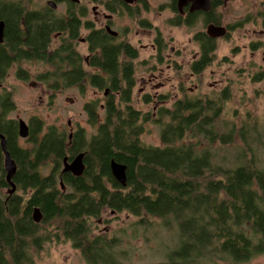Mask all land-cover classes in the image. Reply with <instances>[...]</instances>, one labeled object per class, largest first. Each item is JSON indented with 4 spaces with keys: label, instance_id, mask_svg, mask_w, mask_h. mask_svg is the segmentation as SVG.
Listing matches in <instances>:
<instances>
[{
    "label": "trees",
    "instance_id": "obj_1",
    "mask_svg": "<svg viewBox=\"0 0 264 264\" xmlns=\"http://www.w3.org/2000/svg\"><path fill=\"white\" fill-rule=\"evenodd\" d=\"M68 13L63 20L49 11H30L21 0H0V83L12 64L35 60L51 67L36 79L52 90L83 87L86 81L104 92V104L93 101L84 106L94 128L90 136L82 129L66 135L31 117L24 140L27 146L22 147L18 122L7 118L15 110L12 93L2 88L0 135L16 164L13 183L17 189L0 195V264H34L35 255L47 243L60 240L80 250L88 264H122L114 251L116 239L90 236L92 221L104 211L125 212L140 220L158 218L165 227L178 228L179 246L169 254L168 264H191L213 253L240 263L264 254V161L257 162L252 145L258 141L257 119L249 113L240 123L221 119L232 95L229 86L198 96L181 84L179 97L170 106L164 105L168 94H158L156 99L144 95V104L160 107L144 113L136 110L131 106L136 51L84 21V28L90 30L84 37L89 63L97 69L87 73L75 51L83 21L73 17L74 8ZM201 15L204 24L215 19L213 13ZM201 15L195 12L168 23L192 27ZM63 30L69 37L48 52L50 35ZM193 41L199 55L189 69L199 76L216 59V40L200 31ZM16 75L28 80L20 68ZM251 80L264 81V72H256ZM148 122L159 126L160 146L141 142ZM237 143L243 148L233 161L215 162L217 150ZM78 153L84 154L83 173L78 177L61 174L62 160ZM48 161L52 168L42 175L40 167ZM111 161L126 167L125 186L113 178ZM7 187L0 144V188ZM36 208L42 214L39 223L33 220Z\"/></svg>",
    "mask_w": 264,
    "mask_h": 264
},
{
    "label": "rangeland",
    "instance_id": "obj_2",
    "mask_svg": "<svg viewBox=\"0 0 264 264\" xmlns=\"http://www.w3.org/2000/svg\"><path fill=\"white\" fill-rule=\"evenodd\" d=\"M160 1L150 0V4L156 8ZM257 2V0L227 1L220 26L228 27L229 33L226 37L216 39V59L199 76L191 75L189 67L190 62L199 55L198 45L191 40V37L193 33L205 30L202 23H197L193 28L170 27L165 23L166 17L170 15L168 12L158 16L154 12L156 10H152L148 19L159 27L166 45L161 61H156L155 54L150 49L154 38L153 32L141 30L136 37L133 34L129 35L133 45L144 46L142 50L139 49L138 61L134 63L135 86L132 91L131 106L142 113L156 110L160 104H144L142 100L143 94L153 95L155 92L168 94L170 99L164 105L170 106L171 102L179 97L177 89L179 84H182L188 92L196 93L198 96L209 95L213 91L229 86L232 95L225 105L221 119L240 123L247 119V113L251 118L257 119L258 141L256 140L252 145L257 162L262 164L264 81L251 80L256 72H264V8L259 12L260 7ZM43 3L44 0H39L35 5L37 8H42ZM62 9L63 7L59 6L57 11L61 12ZM88 19L94 20V18ZM97 19L100 23L104 21V18ZM126 23H128L127 19L119 22L121 26ZM121 28L124 27L115 29L121 30ZM85 36L86 32L81 31L80 37ZM75 50L83 57L88 53L85 44L77 43ZM22 67L30 75V79L27 82L16 80L15 70L12 69L7 75L4 86L12 93L16 106V109L9 114V118L19 119L27 124L29 118L36 117L43 122L45 128L55 126L70 136L77 129L84 130L87 136L94 133V128L88 123L84 106L93 101L104 104L103 91L93 88L86 81L83 82V87L74 85L52 90L47 84L36 79L38 74L51 70L50 66L36 61L25 63ZM84 70L87 73H96V70L86 66ZM157 87L159 88L156 89ZM102 114L99 112V116ZM143 130L140 137L142 143L160 146L158 125L148 122ZM259 137H262V140ZM20 145L27 146L23 139L20 140ZM242 148L243 145L237 143L217 150L215 162L224 164L233 161ZM50 162L40 167L42 175L49 174L52 168ZM6 192V189L0 188L1 196ZM49 229L50 232L54 231V227ZM246 233L250 235L249 231ZM90 236L116 239L114 251L122 264H168L169 254L178 248L180 241L178 228L176 229L175 226L167 228L158 218L145 216L140 220L125 212L114 214L110 211H104L98 220L92 221ZM34 261V264H88L80 250L74 249L69 241L62 240L47 243L35 255ZM191 264H264V254L237 263L221 253H213Z\"/></svg>",
    "mask_w": 264,
    "mask_h": 264
},
{
    "label": "flooded vegetation",
    "instance_id": "obj_3",
    "mask_svg": "<svg viewBox=\"0 0 264 264\" xmlns=\"http://www.w3.org/2000/svg\"><path fill=\"white\" fill-rule=\"evenodd\" d=\"M21 1H23L24 6H26V8L29 9L30 11H49L52 14H54L55 16L62 18L63 20H67V18H69V13H68L69 9L71 7L74 8L73 17L77 18L78 21L79 20L83 21L82 22L83 26L81 25V27H79L80 33H79V38L77 39L78 42L76 41V44L77 43H80L82 45L85 44L86 50H88L87 41L85 40L84 37H80V35H81V31H85L86 35H87V33L90 32V30H86L84 28V26H85L84 21L89 22L92 24L93 30L103 32L104 34L108 35L111 39H114V41L116 43L126 42L127 45H129V47L133 51H136L137 56L133 61V64H134V63H136V61H138L139 49L142 50L144 48V46L136 47L135 45H133L132 41L129 39V35L133 34L136 37L138 31H141V30L142 31L145 30L146 32H153L154 33V38L152 40V46L150 49L154 52L156 61L157 60L161 61V59H162L161 57H159V55L160 56L163 55L166 43L164 41L162 32L159 29V27L157 25L155 26L148 19V16L152 12V10L155 9L156 11H154V12L158 16H161L162 13L168 12L170 15L168 17H166L167 18L165 20L166 25L170 26V27H177V28L180 26H184V27H188V26H186V25L172 26L168 22L171 20L174 21L175 19H178V18L185 20L186 18H188L191 14H193L195 12H198L200 15L206 14V13L207 14L213 13V17L215 18V19H213L214 21H211V22L209 21L206 24H204L203 19H202V15L198 18V21H197V23H199V22L202 23V25L205 28V30H203V32L206 33V35H207V29L210 25H213L216 27H223V26H220V21H221V18L224 17V7H226L228 0H208L207 5H204L205 4L204 0H194V1H192V0H161L157 4L156 8H153V6L150 4V0H44V3H43L44 7H42V8H37V6L35 5V3L39 0H21ZM196 1L198 2L197 5H196ZM229 1L231 2L234 0H229ZM257 1H258L257 3L259 4V7H260V9L258 11L260 12V10L264 8V0H257ZM59 6L63 7L61 12L57 11ZM89 6H91V7L89 8ZM88 18H94V20H90ZM97 18H104V21L102 23H100ZM123 19H127L128 23L121 26L119 24V22ZM194 26H196V24ZM194 26L188 27V28H193ZM117 27H124V28H121V30L115 29ZM223 28L226 29V35H227L229 33L228 27H223ZM200 31H197V32H200ZM194 34L195 33H193V35ZM193 35L191 37L192 41H193ZM226 35H225V37H226ZM50 36H51L50 37L51 43L49 44V46L47 48L48 52H52L53 50H55L57 48V45L59 44V42L62 39L66 40L69 37L68 31H66V30L55 32V33L51 34ZM212 39L216 40L217 38H212ZM2 43H3V38H2V41L0 42V44H2ZM76 44H75V49H76ZM76 52L79 53L78 51H76ZM157 55H158L159 59H158ZM89 57H90L89 53H87V55L84 57L81 55V58H82L81 67L83 69H85V66H86L88 68L97 70L96 68H93L90 66ZM193 60H195V59H193ZM31 62H36V61L35 60H29V61L22 60V61H19L18 63L12 64L10 71L12 69L15 70L14 71V77L16 80L23 81L17 77L16 72L18 71L19 68L21 70H24V68L22 66L25 63H31ZM133 66L135 69V64ZM7 75L5 76L3 81L0 83V92L2 91V88H5L4 86L6 83ZM191 75H193V74L191 73ZM193 76H195V75H193ZM29 79H30V75H28V80ZM27 81H25V82H27ZM179 85H181V84H179ZM158 88L159 87H157L156 89H158ZM177 89H178V86H177ZM144 95L150 96L151 94H143V96ZM151 96L156 99V97L158 96V92H155ZM15 109H16V106H15ZM0 114H1V112H0ZM7 118L11 119V118H9V115L7 116ZM12 120H16L18 123L20 121H22L19 119H12ZM1 137L3 138V141L5 143L4 136L0 135V144H1ZM19 139L21 140V138H19ZM25 139L26 138H24L23 140H25ZM18 144L20 145V141L18 142ZM1 149H2V146H1ZM3 167L5 170L4 154H3ZM6 176H7V172L5 171V180H6ZM13 176L11 179L12 183H13ZM7 186L8 187L5 188L7 190L6 193L8 195H11V194H9L10 186L8 185V183H7ZM15 188H16V186H15ZM15 192H16V190H15Z\"/></svg>",
    "mask_w": 264,
    "mask_h": 264
},
{
    "label": "water",
    "instance_id": "obj_4",
    "mask_svg": "<svg viewBox=\"0 0 264 264\" xmlns=\"http://www.w3.org/2000/svg\"><path fill=\"white\" fill-rule=\"evenodd\" d=\"M194 1V0H192ZM205 4H208V0H204ZM198 2L196 1V5ZM198 7V6H197ZM207 35L211 38H222L226 35V29L223 27H216L213 25H210L207 29ZM3 38V24L0 22V42ZM107 94V92L105 93ZM18 136L21 139L28 137V127L25 124L24 121H20L18 123ZM1 146L2 151L4 154V166L5 171L7 172L6 181L8 185L10 186L9 194H13L16 190L15 185L12 183L11 179L12 176L15 174L16 171V165L15 163L10 159L9 154L7 153L5 149V143L3 141V138L1 137ZM85 168L84 165V154L78 153L76 154L71 160H68V158H64L62 160V171L61 174H71L73 177H78L83 173V170ZM110 171L113 176V178L121 185H126V167L124 165L118 164L114 161H111L110 163ZM61 189H63V183L60 181ZM42 219V214L40 213L39 209H34L33 211V220L35 223H39Z\"/></svg>",
    "mask_w": 264,
    "mask_h": 264
}]
</instances>
